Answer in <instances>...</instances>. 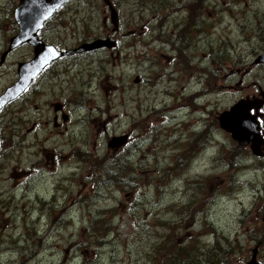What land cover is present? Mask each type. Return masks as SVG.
Listing matches in <instances>:
<instances>
[{"label":"rangeland","instance_id":"obj_1","mask_svg":"<svg viewBox=\"0 0 264 264\" xmlns=\"http://www.w3.org/2000/svg\"><path fill=\"white\" fill-rule=\"evenodd\" d=\"M17 3L0 0V56ZM109 3L115 32L105 0H73L40 37L115 49L52 63L0 111V264H264V157L216 119L264 91V0ZM32 58L0 62V93Z\"/></svg>","mask_w":264,"mask_h":264},{"label":"water","instance_id":"obj_2","mask_svg":"<svg viewBox=\"0 0 264 264\" xmlns=\"http://www.w3.org/2000/svg\"><path fill=\"white\" fill-rule=\"evenodd\" d=\"M69 0H20L14 11V19L19 26V32L9 41L8 51L23 43H28L33 47L34 57L31 61L18 64V80L8 87L0 95V109L7 103L16 100L33 81L41 70L51 61L62 56V53L55 51L51 46L44 45L37 36L38 30L44 22L63 4ZM114 42L109 39L95 40L91 43L82 44L78 48L68 53H84L100 48H111ZM7 52L3 53L1 60ZM255 64H264V53L259 55ZM262 99H240L228 110L223 111L217 117L220 129L230 134L231 139L239 147H248L251 154L261 157L264 149V139L260 134V125L257 116L251 111H258L264 105V94L260 93ZM125 137L113 138L108 146L116 147L123 144ZM256 251L252 250V256L246 264H258L256 261Z\"/></svg>","mask_w":264,"mask_h":264},{"label":"flooded vegetation","instance_id":"obj_3","mask_svg":"<svg viewBox=\"0 0 264 264\" xmlns=\"http://www.w3.org/2000/svg\"><path fill=\"white\" fill-rule=\"evenodd\" d=\"M72 1V0H71ZM70 1V2H71ZM70 2H68L66 5H64L61 9H59L56 13H58L59 11H61L64 7H66ZM105 2H106V5H107V7L110 9V10H112V9H114L112 6V4H110L109 3V0H105ZM18 3H19V0H18ZM18 3H17V5H18ZM183 2H179V5L180 4H182ZM195 3H196V1H195ZM184 4V6H183V8L182 9H179V7L177 6V11H179V10H187V7H188V4L187 3H183ZM192 4V3H191ZM200 4H201V2L198 4V5H196L195 4V6H194V8L193 9H195V11H197V14H199V7H200ZM17 5H16V7H17ZM192 6V5H191ZM15 7V8H16ZM15 8H14V10H15ZM14 10H13V20H14ZM114 11H116L115 9H114ZM56 13H54L51 17H50V19L56 14ZM175 15H177V13H175ZM167 18V17H166ZM166 18H164V19H166ZM50 19H48L44 24H43V26H42V28H41V30L39 31V34L40 33H42V31H44L45 30V28L47 27V25L49 24V22H50ZM163 22L164 21H161L160 22V24L159 25H161V26H163ZM14 26H15V30H16V32H15V34L18 32V30H19V28H18V25L16 24V22H15V20H14ZM119 25V24H118ZM17 28V29H16ZM118 29V27H115V28H113V31L114 30H117ZM14 34V35H15ZM109 36L107 35V36H105L104 38H108ZM110 38V37H109ZM175 45V43L174 44H172V46H174ZM73 47H75V46H73ZM73 47H71V48H73ZM70 48V49H71ZM58 49V48H57ZM58 50H67V49H58ZM92 53H95V52H92ZM86 54H89V53H86ZM81 55H84V54H81ZM77 56H80V55H73V56H70L69 58H73V57H77ZM55 62H57V61H55ZM54 63V62H53ZM49 69L48 68H45L44 69V71L41 73V76H43V75H45L46 73V71H48ZM57 108H58V106H57ZM60 108V107H59Z\"/></svg>","mask_w":264,"mask_h":264},{"label":"bare ground","instance_id":"obj_4","mask_svg":"<svg viewBox=\"0 0 264 264\" xmlns=\"http://www.w3.org/2000/svg\"><path fill=\"white\" fill-rule=\"evenodd\" d=\"M190 45V44H189ZM130 161V160H129Z\"/></svg>","mask_w":264,"mask_h":264}]
</instances>
